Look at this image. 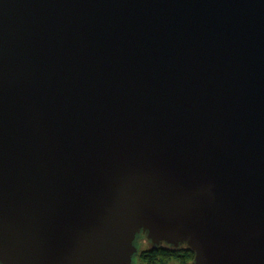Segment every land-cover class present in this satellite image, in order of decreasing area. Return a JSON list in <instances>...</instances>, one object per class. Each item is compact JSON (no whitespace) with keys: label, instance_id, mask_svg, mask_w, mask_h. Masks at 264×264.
<instances>
[{"label":"water","instance_id":"95a60500","mask_svg":"<svg viewBox=\"0 0 264 264\" xmlns=\"http://www.w3.org/2000/svg\"><path fill=\"white\" fill-rule=\"evenodd\" d=\"M264 264V0H0V264Z\"/></svg>","mask_w":264,"mask_h":264},{"label":"flooded vegetation","instance_id":"af4514ba","mask_svg":"<svg viewBox=\"0 0 264 264\" xmlns=\"http://www.w3.org/2000/svg\"><path fill=\"white\" fill-rule=\"evenodd\" d=\"M194 255V252H190L185 246L172 248L160 244L154 247L145 239H141L135 264H193Z\"/></svg>","mask_w":264,"mask_h":264}]
</instances>
